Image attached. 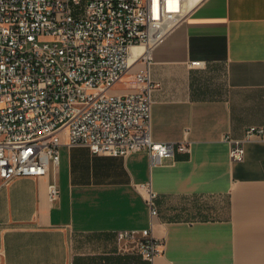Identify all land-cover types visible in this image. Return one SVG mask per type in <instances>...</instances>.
Listing matches in <instances>:
<instances>
[{"label":"crops","instance_id":"obj_1","mask_svg":"<svg viewBox=\"0 0 264 264\" xmlns=\"http://www.w3.org/2000/svg\"><path fill=\"white\" fill-rule=\"evenodd\" d=\"M150 57L151 138L190 152L152 166L144 151L68 146L63 131L46 176L0 188V264H146L116 233L148 229L162 242L153 264H264V140L229 157L231 140L264 128V0H202Z\"/></svg>","mask_w":264,"mask_h":264},{"label":"built area","instance_id":"obj_2","mask_svg":"<svg viewBox=\"0 0 264 264\" xmlns=\"http://www.w3.org/2000/svg\"><path fill=\"white\" fill-rule=\"evenodd\" d=\"M188 4L0 0V188L15 178L46 176L59 162L63 131L68 146L114 157L144 151L152 166L175 152L189 153L187 141L152 140L157 84L150 76V51L186 18ZM134 45L147 53L137 60L141 66L127 83L129 91L112 93L129 70ZM252 138L264 140V128H249L242 140H231V161L243 159L244 142ZM141 190L151 216H157V195L149 186ZM48 196L57 199L55 183ZM116 238L122 252L137 254L146 264L161 254L162 242L150 229L118 231Z\"/></svg>","mask_w":264,"mask_h":264},{"label":"bare ground","instance_id":"obj_3","mask_svg":"<svg viewBox=\"0 0 264 264\" xmlns=\"http://www.w3.org/2000/svg\"><path fill=\"white\" fill-rule=\"evenodd\" d=\"M199 0H189L188 10L192 9ZM147 53V49L144 48L142 45H134L131 48L130 55H129V69L130 67L135 64L139 57Z\"/></svg>","mask_w":264,"mask_h":264},{"label":"rangeland","instance_id":"obj_4","mask_svg":"<svg viewBox=\"0 0 264 264\" xmlns=\"http://www.w3.org/2000/svg\"><path fill=\"white\" fill-rule=\"evenodd\" d=\"M141 66V62H137L135 66L125 74V76L122 78L121 83L115 85L112 89V93H125L129 90V86L127 85L128 81L131 79L133 74L136 72V70Z\"/></svg>","mask_w":264,"mask_h":264}]
</instances>
